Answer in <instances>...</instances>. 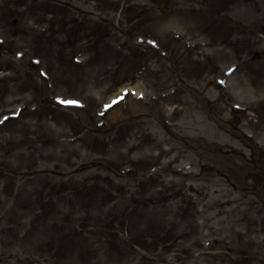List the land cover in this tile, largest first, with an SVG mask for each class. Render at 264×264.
<instances>
[{
	"label": "rangeland",
	"instance_id": "374dc122",
	"mask_svg": "<svg viewBox=\"0 0 264 264\" xmlns=\"http://www.w3.org/2000/svg\"><path fill=\"white\" fill-rule=\"evenodd\" d=\"M0 40V264H264V0H0Z\"/></svg>",
	"mask_w": 264,
	"mask_h": 264
},
{
	"label": "snow or ice",
	"instance_id": "6c2138e0",
	"mask_svg": "<svg viewBox=\"0 0 264 264\" xmlns=\"http://www.w3.org/2000/svg\"><path fill=\"white\" fill-rule=\"evenodd\" d=\"M62 103H65L64 101H62ZM66 103H74L73 101H68V102H66Z\"/></svg>",
	"mask_w": 264,
	"mask_h": 264
}]
</instances>
